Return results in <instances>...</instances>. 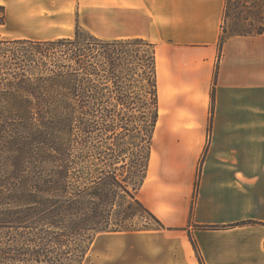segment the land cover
<instances>
[{
  "label": "crops",
  "instance_id": "obj_1",
  "mask_svg": "<svg viewBox=\"0 0 264 264\" xmlns=\"http://www.w3.org/2000/svg\"><path fill=\"white\" fill-rule=\"evenodd\" d=\"M224 5L0 0V39L80 28L154 46L158 118L137 199L164 228L99 233L82 264H264V33L219 43Z\"/></svg>",
  "mask_w": 264,
  "mask_h": 264
},
{
  "label": "trees",
  "instance_id": "obj_2",
  "mask_svg": "<svg viewBox=\"0 0 264 264\" xmlns=\"http://www.w3.org/2000/svg\"><path fill=\"white\" fill-rule=\"evenodd\" d=\"M239 1L254 29L231 36L264 33L263 0ZM224 33L222 24L219 43ZM157 118L152 44L80 28L71 38L0 39V264H82L99 233L163 229L129 191L145 179ZM127 197L153 225L126 227L118 203Z\"/></svg>",
  "mask_w": 264,
  "mask_h": 264
},
{
  "label": "rangeland",
  "instance_id": "obj_3",
  "mask_svg": "<svg viewBox=\"0 0 264 264\" xmlns=\"http://www.w3.org/2000/svg\"><path fill=\"white\" fill-rule=\"evenodd\" d=\"M239 2V9L237 11L234 10L235 4ZM248 6H243L241 1L239 0H231V7L228 10L227 17L223 23L224 26V37L231 35L237 31L241 30H253L254 27H250L249 23L253 22L251 15L248 11ZM238 14V15H237ZM140 52L143 50H146L145 47H139ZM112 140V139H111ZM99 141V140H97ZM111 143V141H109ZM101 142H97L96 145H100ZM143 154H147V150H142ZM123 176L126 178L127 182H131L132 177V170L130 166H126V168L121 171ZM129 191L134 195L135 198H137V192L132 191L129 188ZM118 209L123 211L127 216H129V221L125 223L126 227L129 229H138L143 226H146L147 224L153 225V222H151L149 219H145L144 216L138 211L137 205H135L134 201L127 197L126 202L121 201V203H118ZM67 264V263H66Z\"/></svg>",
  "mask_w": 264,
  "mask_h": 264
}]
</instances>
